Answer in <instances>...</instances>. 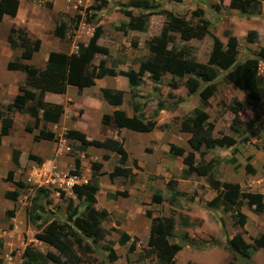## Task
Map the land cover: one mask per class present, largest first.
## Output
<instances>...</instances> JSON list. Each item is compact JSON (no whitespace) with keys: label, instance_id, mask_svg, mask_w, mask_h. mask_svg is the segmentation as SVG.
<instances>
[{"label":"rangeland","instance_id":"rangeland-1","mask_svg":"<svg viewBox=\"0 0 264 264\" xmlns=\"http://www.w3.org/2000/svg\"><path fill=\"white\" fill-rule=\"evenodd\" d=\"M130 1L132 0H108L107 6L95 12L92 10L91 0H71V4L68 6L65 3L62 8L58 9V5L57 8H53L59 10L56 11L57 13L53 11L52 6H48L51 4L48 1L45 8L48 10L50 26L52 24L57 26L61 20L68 25V35L65 39L60 40L49 27L46 35L48 40H45L44 44L46 45L37 58L40 61L44 58L46 61L48 51L70 54L76 50L77 43L87 45L94 30L93 24L97 23V26L102 28V35L98 43L108 48L109 56L97 55L93 63L97 65L99 59H105L107 67H113L116 70H136L138 63L149 56L147 43L159 34L166 19L164 15L158 13V9L148 11L132 9L134 16L140 12L146 14V32L130 31L123 34L118 28L128 19L121 13V10L128 9ZM228 1L181 0L177 3L173 0H153V3L155 7L170 11L174 15L190 20L193 24L203 19L211 24L208 35L202 40L183 41L178 35L171 33L172 47L186 49L190 58L204 64L211 50L213 37H217L222 44H225V33H228L235 36L238 41L237 64H240L245 59L252 57V54L259 48L264 47V0L261 4V14L249 18L242 16L237 10L230 9ZM200 10L203 13L202 16H192L193 12ZM94 12V17H91ZM75 16H80V21L75 19ZM75 20L76 24H79L77 30L75 29ZM5 26L4 24L0 27V35ZM250 30L258 33V38L254 43H249L245 39ZM52 36L56 41L50 40ZM31 64L34 67L42 68L45 63L39 67L36 62H31ZM224 74V72L218 73V77L214 81L216 84L215 94L204 104L197 93L189 94L187 90V80L191 75L177 78L165 74L159 82L144 78L140 92L137 94L139 97L137 101L145 104L147 116L156 109L158 102L163 103L165 108L171 104H177L175 110H164V113L160 115L162 122H165L163 123L165 127L161 129V132L167 134L162 139V146L174 143L175 146L184 150V154L181 157H173L166 151H162L159 159L153 164L154 166H150L144 159L140 172L134 169L136 175L132 181L125 178L108 180V187L105 186L97 196L99 203L97 208L108 213L102 222V226L108 231V234L103 241L95 246L92 245L93 253L82 255L79 252L82 260L94 264H157L153 257L147 258L145 255V250L148 249L146 239L151 218L164 216L174 219L171 242H181V236H186L182 250L176 255L174 264H227L228 262L264 264L263 249L255 250L251 253L250 258L244 259L231 251L227 245V241L237 232H244V240L251 244L250 238L256 237L264 231V213L256 214L243 205L241 210L247 216L243 231L234 225L231 212L223 207L209 209L206 206V203L216 196V191L208 185L211 178H216L220 182L238 184L241 192L261 194L264 201V73H261L263 98L254 105L245 104L246 92H241L235 86L227 84L222 78ZM114 82V78L106 77L99 84H108L112 87ZM174 85L177 86L176 89ZM234 102L242 103V109L238 113L240 125L232 124L234 115L230 107ZM121 107L125 111L128 109L126 106ZM195 109H200L209 115L207 122L213 125V138L232 137L236 144L233 148H216L205 154L203 161L208 162L212 159L215 164L209 176L199 177L194 174L182 179V171L186 169L182 163L183 158L193 152L194 161L197 163L201 160L199 154L192 151L187 143L189 135L186 136L180 131V121L183 117L192 115ZM156 119L158 118L156 117ZM233 129L238 130V133H235ZM89 132L92 135L104 134L96 130L95 127L90 128ZM135 134L143 140L150 137L148 134ZM171 138L172 143L170 142ZM152 143L153 141L147 143L145 153L152 150ZM77 146L78 143L70 147L71 155H78L77 152L80 151H77ZM135 147L139 151L142 146L137 144ZM90 158L92 159L91 156ZM231 158L235 159L233 164L229 163ZM131 162L128 161V166L133 168ZM247 164L253 168L252 174L247 173L245 169ZM67 168L69 171L73 169V165L69 164ZM90 174L92 175V171ZM90 174L83 171L81 175L90 180ZM99 179L96 178L98 185ZM169 181H175L174 187L179 193L174 204L169 203L171 193L168 186ZM45 190L48 194V203L43 201L44 213L37 215L46 224L51 221L62 223L69 211L78 208L80 210L81 203L71 193L67 185L61 183V185ZM156 190H159L162 196V202L159 204L151 201ZM33 191L35 188L30 186L25 188L22 191L20 202L12 210L0 215V264H21L24 261L22 255L26 247L41 253L56 252L34 238V235L41 230H36L27 216L32 208L30 199L34 196ZM117 193H125V197ZM127 197L130 201L125 200ZM126 207L129 212L124 210ZM148 211L151 217H147L146 212ZM10 212L15 213V220ZM16 225L19 229L15 232ZM122 232L131 237V240L125 245L118 243L119 234ZM133 240L136 242L133 251H131L129 248ZM109 243L112 244L111 246L118 257L113 262L108 260V253L103 250L104 246L110 245Z\"/></svg>","mask_w":264,"mask_h":264},{"label":"trees","instance_id":"trees-1","mask_svg":"<svg viewBox=\"0 0 264 264\" xmlns=\"http://www.w3.org/2000/svg\"><path fill=\"white\" fill-rule=\"evenodd\" d=\"M91 1L92 10L95 12L108 5V0ZM173 1L177 3L181 2V0ZM262 1L229 0L228 7L237 10L242 16L249 18L261 14ZM18 6V0H0V22L5 15L15 17ZM48 6L51 5L48 4ZM128 6V9L121 10V13L128 19L126 23L118 28L123 34H127L130 31L146 32V14L140 12L137 16H134L132 9L139 11L158 9V13L164 15L166 19L159 34L147 43L149 56L138 63L136 70H116L113 67H107L105 59H99L97 65L93 63L97 55L109 56L108 48L98 43L102 35V28L97 26V23L93 24L94 30L87 41V45L77 43L76 51L70 54L62 52L49 53L47 61L42 68L22 63V60H30L33 54L39 51L40 40L36 39L28 45L25 30L22 28H11L9 30L7 41L10 49H15L17 41L22 44L23 49L18 59L7 64V70L23 72L25 80L18 86L17 94L13 98V101L6 104L5 111H0V142L1 138L7 136L11 130L13 109H19L33 118L31 126L25 127L27 132L33 133L38 128L39 123H43L42 130L38 135L33 136V141L37 142L40 139L55 141L57 138L52 132L46 130L45 125L58 122L63 113V108L59 105L45 103L43 95L47 92L63 94L70 85L76 86L78 89L90 87L95 84L96 80L106 76L123 77L127 80V86L130 90V102L134 113L137 114L128 117L122 110L114 111L113 119L116 128L141 133L163 129L165 126H158L156 124V117L159 112L162 110L173 111L177 107V104L174 103L165 108L163 103L158 102L156 103V109L150 114L149 119L146 120L142 113L145 104H140L137 101L139 98L137 94L140 92L145 77L153 82H159L165 74L177 78L191 75L187 80V90L189 94L197 93L202 104H204L215 94L216 84L214 81L218 77V73L224 72L225 74L222 78L227 84L235 86L241 92H246V105H254L263 98L261 73H264V47L255 51L252 57L237 64L238 41L235 36L225 33V44H222L217 37H213V44L208 58L204 64H201L190 58L186 49H176L171 46L173 40L171 33L178 35L183 41L202 40L209 33L211 26L209 21L203 19L193 24L190 20L174 15L170 11L155 7L153 0H132ZM95 12L91 14V17H94ZM202 14L200 10L193 12L192 16H202ZM75 19L80 21V16H75ZM78 27L79 24H76L75 20V29L77 30ZM57 29L55 36L60 40L65 39L68 35V25L60 20ZM257 38L258 33L254 30L248 31L245 37L249 43H254ZM93 41L95 42L94 44ZM201 83L203 84L202 86ZM174 88L176 89L177 86L174 85ZM99 97L110 105H120L122 102L121 91L101 89ZM230 109L234 115L232 124L240 125L238 113L242 109V103L234 102ZM109 118V116H103V124H108ZM208 119L209 115L207 113L200 109H195L192 115L183 117L180 121V131L189 135L187 139L188 145L201 158L196 163L193 152H190L183 158L182 163L186 166V169L182 171V179H186L194 174L199 177L209 176L215 164L212 159L204 162L203 157L205 154L216 148H233L236 144V141L232 137L222 136L220 138H213V125L207 122ZM234 132L238 133V130H234ZM64 137L79 140L80 144L77 150L80 152H84L87 146L116 152L120 156L119 165H116L108 174L109 179L125 178L130 181L134 179L131 169L122 167L127 160V153L123 148V140L107 139L104 142L87 140L85 136L76 131H68ZM168 147L169 154L173 157H181L184 154V150L174 144H169ZM16 156L17 153L15 152L13 156L15 164L17 163ZM103 159L106 160L108 157L105 155ZM234 162V158L229 159V163L233 164ZM133 165L137 167L136 161L133 162ZM90 168L92 175L89 182L82 185L74 184L71 187L72 194L81 203L80 210L78 208L71 212L69 211L65 221L62 223L51 221L46 224L37 215L38 213H44L43 201L48 203V194L43 188L35 189L34 197L30 199L31 212L27 214L29 221L35 226L36 230H41L34 235V238L38 242L51 247L56 252L41 253L26 247L22 255L24 261L21 264H94L93 262L82 260L80 253L82 255L93 253L92 245L95 246L105 239L108 231L102 226V222L108 216V213L105 210L98 211L95 209V194L98 191L96 178L102 175L100 172L102 164L92 162ZM79 169L80 159L74 157L73 169L69 170V174L77 176ZM245 169L249 174L254 172L250 164H247ZM13 175L14 172L12 170L8 171L5 180L12 182ZM168 183L171 190L169 203L174 204L175 198L179 193L174 187L175 181H169ZM14 184L19 188L29 187L20 181L14 182ZM208 185L216 191V196L206 203L207 208L218 209L223 207L225 210L231 212L234 225L240 229H244L247 220V216L241 210L243 205H246L256 214L264 213V201L261 194L243 193L238 184L220 182L216 178L209 179ZM117 194L125 197V193ZM18 197V191H6L4 193V198L7 200L16 201ZM151 201L157 204L162 202L159 190L153 193ZM10 215L12 216L13 212H10ZM146 215L147 217H151L149 211L146 212ZM173 230V217L157 216L151 218L149 233L146 239L148 249L145 250V255L147 258L153 257L157 264H174L175 257L182 250L186 236H181V242H171ZM243 235L244 232H237L227 241V245L231 251L241 258L248 259L255 250H264V231L256 237H251V244L244 240ZM130 240L131 237L127 233L122 232L119 234V245H125ZM133 241L129 248L131 251L135 247L136 241ZM109 244L104 246L103 250L108 253V260L113 262L118 257L111 246L112 244ZM227 264L233 263L228 262Z\"/></svg>","mask_w":264,"mask_h":264},{"label":"crops","instance_id":"crops-1","mask_svg":"<svg viewBox=\"0 0 264 264\" xmlns=\"http://www.w3.org/2000/svg\"><path fill=\"white\" fill-rule=\"evenodd\" d=\"M48 1L51 3L50 5L52 6V9L57 8V5L59 9V7L62 8L65 3L66 6L71 4V0H18L19 6L16 16L9 17L5 15L0 22V27L4 24L6 25L2 31V34L0 35V38L3 37L0 39L1 112L5 111L6 104L13 101V98L17 94L18 86L25 80V74L23 72L7 70V64L11 61H14L15 59H18L23 49L22 44L18 41L16 42L15 49H10L7 41L9 30L11 28H22L25 30L28 45H30L36 39L40 40L41 45L39 51L34 53L30 60H22V63L32 66L31 62H36L38 67L43 66V64L47 61L49 53L51 52H47L46 61H44V58H42L40 61L37 56L46 45L44 44L45 40H48L46 36L48 28L51 27V31L54 33H56L58 30L55 24L50 26L51 21L49 20V16L47 14L48 10L45 8V4ZM58 9H53V11H59ZM50 40L56 41L55 37L53 36L50 38ZM104 78L96 80L95 84L90 87L78 89V87L70 85L63 94L47 92L43 95V101L45 103L59 105L63 108V113L58 122L48 123L45 125L46 130L52 132L57 138L55 141L45 139H40L37 142L33 141V136L38 135L42 130L43 123L40 122L38 128L34 130L33 133L27 132L25 127L31 126L33 118L19 109H13V124L11 130L7 136L1 138L0 142V215L6 211L12 210L18 204V202H20L22 191L25 188L17 187L14 182L20 181L32 188H43L44 190L61 185V183L66 185L64 180L67 177H69L68 179H72L73 185L86 184L89 182V179L81 174L83 171L89 174L91 173L90 164L92 162L102 164V168L100 169L102 175L97 177V180L100 178V181L99 185L97 183L98 191L95 194V209L100 211L97 208L99 205L97 202L98 192L100 194L105 186L108 187V180H110L108 174L116 165H119L118 161L120 156L116 152L95 148L93 146H87L84 152H77L78 155H71L70 147L76 145V143H78L79 146L80 142L79 140L65 138L64 135L68 131H76L79 134L85 136L87 140L99 142H104L107 139L123 140V148L127 153V160L122 167L130 168V166H128V161H132L131 165L133 168L130 169L131 173L134 174V177L136 175L135 170L140 172L142 169V161L144 159H146L147 163L152 166L155 161L159 159L161 155L160 153H162V151H166V153L169 154L168 145L162 146V139L167 134L165 135L162 133L161 129H155L151 132L141 133L128 129L116 128L115 121L113 119L114 111L122 110L128 117H132L137 114L134 113L130 102V90L127 86V80L123 77H112L114 78L115 82L111 87L108 84H99ZM101 89L121 91V104L110 105L102 100L99 97ZM121 106H126L128 109L125 111ZM146 110L147 108H144L142 113L146 120H148L150 115L147 116V113L145 112ZM161 113H164V110L160 111L157 116L158 119H156V124L158 126H162L164 125L163 123H165L162 122V117L160 116ZM105 115L110 117L109 122L106 125L102 122V118ZM92 127H95L96 130L104 134L99 133L97 135H92L89 132L90 128ZM135 133L148 134L150 137L147 140H143ZM183 134L188 136L186 133ZM152 141V150L145 153L147 143ZM170 142L172 143V138L170 139ZM137 144L142 146L139 148V151H137V148L135 147ZM15 152L17 153L16 164L13 161ZM105 155L108 157L106 160L103 159V156ZM74 157H78L80 159V169L77 176L70 175L69 171H67V166L69 164L73 165ZM134 161H136L137 167H134ZM11 170L14 172L13 181H6L5 178L7 172ZM158 171L160 172L161 170ZM89 178H91V174ZM115 179L116 178H114L112 181ZM68 187L71 190L72 186ZM6 191H18L19 197L16 201L7 200L4 198V193ZM129 197L125 198V200L130 201L128 200ZM125 209L127 210V207L124 208V210ZM14 212L13 220H15ZM18 229L19 227L16 225L15 232Z\"/></svg>","mask_w":264,"mask_h":264},{"label":"built area","instance_id":"built-area-1","mask_svg":"<svg viewBox=\"0 0 264 264\" xmlns=\"http://www.w3.org/2000/svg\"><path fill=\"white\" fill-rule=\"evenodd\" d=\"M64 182L66 183V185L68 186H73V182H72V179H65Z\"/></svg>","mask_w":264,"mask_h":264}]
</instances>
